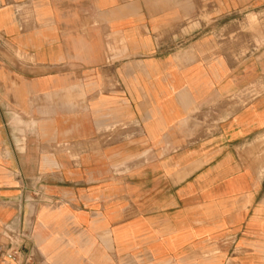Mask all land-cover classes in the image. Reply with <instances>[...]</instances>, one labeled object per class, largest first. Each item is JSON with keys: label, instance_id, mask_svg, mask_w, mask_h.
<instances>
[{"label": "crops", "instance_id": "0c3cea01", "mask_svg": "<svg viewBox=\"0 0 264 264\" xmlns=\"http://www.w3.org/2000/svg\"><path fill=\"white\" fill-rule=\"evenodd\" d=\"M249 15L264 0H0V264H264Z\"/></svg>", "mask_w": 264, "mask_h": 264}, {"label": "rangeland", "instance_id": "374dc122", "mask_svg": "<svg viewBox=\"0 0 264 264\" xmlns=\"http://www.w3.org/2000/svg\"><path fill=\"white\" fill-rule=\"evenodd\" d=\"M245 29L250 32H254L257 30L262 32L264 29V21H262L258 15H254L251 17L249 15L247 17Z\"/></svg>", "mask_w": 264, "mask_h": 264}, {"label": "built area", "instance_id": "2783aa9c", "mask_svg": "<svg viewBox=\"0 0 264 264\" xmlns=\"http://www.w3.org/2000/svg\"><path fill=\"white\" fill-rule=\"evenodd\" d=\"M19 238H20V240H21L22 242L19 244L18 247H20L21 245H23V241L26 240V237H25L23 234H20V235H19ZM17 249H18V248H17ZM15 253H16V251H12V254H15Z\"/></svg>", "mask_w": 264, "mask_h": 264}]
</instances>
